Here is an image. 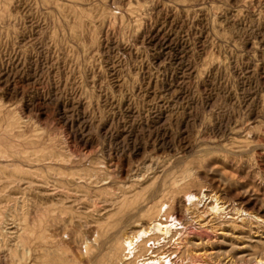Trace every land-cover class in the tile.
I'll use <instances>...</instances> for the list:
<instances>
[{
    "label": "rangeland",
    "instance_id": "1",
    "mask_svg": "<svg viewBox=\"0 0 264 264\" xmlns=\"http://www.w3.org/2000/svg\"><path fill=\"white\" fill-rule=\"evenodd\" d=\"M0 158V264H264V0H0Z\"/></svg>",
    "mask_w": 264,
    "mask_h": 264
},
{
    "label": "bare ground",
    "instance_id": "2",
    "mask_svg": "<svg viewBox=\"0 0 264 264\" xmlns=\"http://www.w3.org/2000/svg\"><path fill=\"white\" fill-rule=\"evenodd\" d=\"M1 151H2V150H1ZM0 159H1V158H0ZM5 162H6V161H5ZM23 162H24V161H23ZM8 165H9V164H8ZM8 165H7V166H8ZM2 166H3V165H2ZM2 166H1V167H2ZM9 166H10V165H9ZM1 173H2V172H1ZM1 175H2V174H1ZM3 178H4V177H3ZM5 181H6V180H5ZM11 181H12V180H11ZM14 181H15V180H14ZM18 183H19V181H18ZM28 186H29V185H28ZM6 187H7V186H6ZM215 210H216V209H215ZM215 212H216V211H215ZM154 229H155V228H154ZM155 232H157V231H155ZM161 232H162V231H161ZM126 244H127V243H126ZM126 244H125V245H126ZM129 244H130V242H129ZM129 247H130V246H129ZM47 250H48V249H47ZM62 251H63V250H62ZM62 251H61V252H62ZM128 251L130 252L131 250L128 249ZM46 252H47V251H46ZM128 254H129V253H128Z\"/></svg>",
    "mask_w": 264,
    "mask_h": 264
}]
</instances>
